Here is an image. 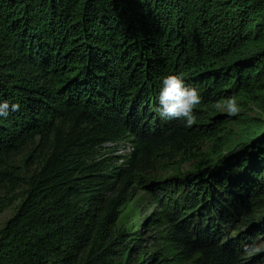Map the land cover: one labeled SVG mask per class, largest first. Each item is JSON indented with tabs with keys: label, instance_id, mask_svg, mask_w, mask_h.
Segmentation results:
<instances>
[{
	"label": "trees",
	"instance_id": "16d2710c",
	"mask_svg": "<svg viewBox=\"0 0 264 264\" xmlns=\"http://www.w3.org/2000/svg\"><path fill=\"white\" fill-rule=\"evenodd\" d=\"M175 73L191 127L155 111ZM4 100L0 264H264V0H0Z\"/></svg>",
	"mask_w": 264,
	"mask_h": 264
},
{
	"label": "clouds",
	"instance_id": "9594fccd",
	"mask_svg": "<svg viewBox=\"0 0 264 264\" xmlns=\"http://www.w3.org/2000/svg\"><path fill=\"white\" fill-rule=\"evenodd\" d=\"M155 111L161 120H182L186 127L196 122L194 109L201 104L202 95L198 86L186 82L181 73L168 74L161 82ZM19 103L0 101V120L7 119L12 112L19 111ZM211 107L217 111L226 110L231 116L238 114L240 106L235 95Z\"/></svg>",
	"mask_w": 264,
	"mask_h": 264
},
{
	"label": "rangeland",
	"instance_id": "374dc122",
	"mask_svg": "<svg viewBox=\"0 0 264 264\" xmlns=\"http://www.w3.org/2000/svg\"><path fill=\"white\" fill-rule=\"evenodd\" d=\"M224 111H226V110H224ZM187 166L188 165L186 164L185 167L187 168ZM18 193H20V191L17 192V194ZM11 195L12 194L7 192L6 190L0 191V201L2 199L6 198V196L11 197ZM142 195L143 194H141L140 197H142ZM20 203H21V199H16V200H14V202L12 204H10L8 206H4V205L2 207L0 206V231L2 228H4L7 221L16 212L18 205ZM146 203H148L147 198L141 199L139 197L136 198L135 200L127 203L121 211V215H120L117 227L129 229L132 227V224L134 222L138 225L140 223V221L142 220V218L147 215V212L144 210V206L146 205ZM141 206H143V207H141ZM137 207H141V208H137ZM244 230L245 229L242 228V231H244ZM245 231H249L248 228ZM160 234L161 233H158L157 231H150V232H148L147 235L152 237V239H150L152 241V240H156L158 237H160ZM254 246H255L254 250L249 252V253H252V254L255 253V255H256L260 251V249L264 247V236H263V234H261V235H259V237H257L256 244ZM259 254H257V256Z\"/></svg>",
	"mask_w": 264,
	"mask_h": 264
},
{
	"label": "built area",
	"instance_id": "2783aa9c",
	"mask_svg": "<svg viewBox=\"0 0 264 264\" xmlns=\"http://www.w3.org/2000/svg\"><path fill=\"white\" fill-rule=\"evenodd\" d=\"M135 151V144L132 141H127L117 145V154L122 156L121 163L124 162L126 157H129Z\"/></svg>",
	"mask_w": 264,
	"mask_h": 264
}]
</instances>
